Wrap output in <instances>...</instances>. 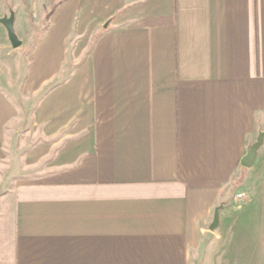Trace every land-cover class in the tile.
<instances>
[{
	"label": "crops",
	"instance_id": "1",
	"mask_svg": "<svg viewBox=\"0 0 264 264\" xmlns=\"http://www.w3.org/2000/svg\"><path fill=\"white\" fill-rule=\"evenodd\" d=\"M10 12L43 31L21 120L0 85V163L13 124L33 138L0 188V264H193L208 236L219 264H264V140L240 165L264 130V0H0Z\"/></svg>",
	"mask_w": 264,
	"mask_h": 264
},
{
	"label": "rangeland",
	"instance_id": "2",
	"mask_svg": "<svg viewBox=\"0 0 264 264\" xmlns=\"http://www.w3.org/2000/svg\"><path fill=\"white\" fill-rule=\"evenodd\" d=\"M14 30L17 37L22 41L21 46L18 48L10 47L4 29L0 25V85L4 87L12 85V98L20 109L17 119L21 120L23 111L25 114L26 112L29 113L33 102L36 100V98L30 95L25 96L21 91V86L24 80L28 52L34 42L39 38L43 29ZM85 37L86 36H83L81 38L80 44L85 42ZM71 41L73 42V39ZM87 49L88 47L86 46V48L82 50L79 56L80 58L85 54ZM69 57L71 60L67 61V63H69V67L71 68L73 66L72 63H74L72 53L69 54ZM75 61H77V59H75ZM15 124L12 125L11 129V160L4 165L0 163V188L4 187L5 191L8 190L9 185H13L12 175L18 169L20 156L30 146L33 140L32 136L26 132L27 125L21 126ZM223 246L222 243L216 242L212 240L211 236H208L205 240L200 242L198 248L194 252V257L192 258L193 264H219V254Z\"/></svg>",
	"mask_w": 264,
	"mask_h": 264
},
{
	"label": "water",
	"instance_id": "3",
	"mask_svg": "<svg viewBox=\"0 0 264 264\" xmlns=\"http://www.w3.org/2000/svg\"><path fill=\"white\" fill-rule=\"evenodd\" d=\"M14 13L10 12L9 16L1 17L0 24L5 28L8 41L12 48H18L21 46L22 41L17 37L14 27ZM264 140V130L259 131L255 141L246 147L245 154L240 159V165L243 167H250L257 155L259 147L262 145ZM218 223V209L214 210L212 222L209 226L210 230H214Z\"/></svg>",
	"mask_w": 264,
	"mask_h": 264
},
{
	"label": "built area",
	"instance_id": "4",
	"mask_svg": "<svg viewBox=\"0 0 264 264\" xmlns=\"http://www.w3.org/2000/svg\"><path fill=\"white\" fill-rule=\"evenodd\" d=\"M236 196L240 198V197H242V194H241V193H239V194H237Z\"/></svg>",
	"mask_w": 264,
	"mask_h": 264
}]
</instances>
